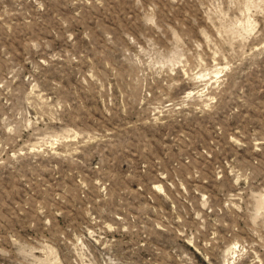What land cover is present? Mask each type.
Listing matches in <instances>:
<instances>
[{
  "label": "rangeland",
  "instance_id": "rangeland-1",
  "mask_svg": "<svg viewBox=\"0 0 264 264\" xmlns=\"http://www.w3.org/2000/svg\"><path fill=\"white\" fill-rule=\"evenodd\" d=\"M0 264H264V0H0Z\"/></svg>",
  "mask_w": 264,
  "mask_h": 264
}]
</instances>
